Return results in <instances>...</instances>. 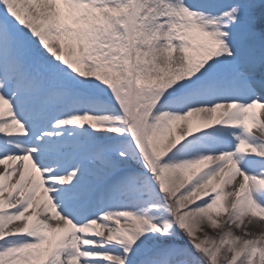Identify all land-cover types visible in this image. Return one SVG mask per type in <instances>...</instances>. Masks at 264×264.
I'll return each instance as SVG.
<instances>
[{"label":"snow or ice","instance_id":"1","mask_svg":"<svg viewBox=\"0 0 264 264\" xmlns=\"http://www.w3.org/2000/svg\"><path fill=\"white\" fill-rule=\"evenodd\" d=\"M0 264H264V0H0Z\"/></svg>","mask_w":264,"mask_h":264}]
</instances>
